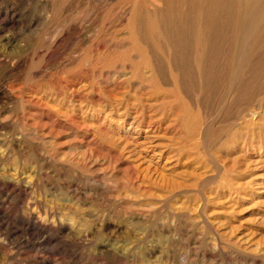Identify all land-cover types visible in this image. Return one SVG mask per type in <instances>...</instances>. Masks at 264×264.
I'll use <instances>...</instances> for the list:
<instances>
[{"label": "rangeland", "instance_id": "rangeland-1", "mask_svg": "<svg viewBox=\"0 0 264 264\" xmlns=\"http://www.w3.org/2000/svg\"><path fill=\"white\" fill-rule=\"evenodd\" d=\"M0 264H264V0H0Z\"/></svg>", "mask_w": 264, "mask_h": 264}]
</instances>
